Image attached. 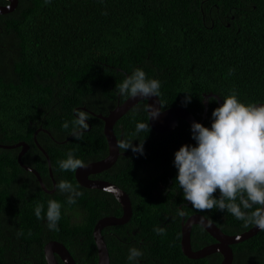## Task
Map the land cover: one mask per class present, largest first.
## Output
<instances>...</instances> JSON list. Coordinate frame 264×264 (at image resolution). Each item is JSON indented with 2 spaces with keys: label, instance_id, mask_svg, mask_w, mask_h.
Masks as SVG:
<instances>
[{
  "label": "trees",
  "instance_id": "1",
  "mask_svg": "<svg viewBox=\"0 0 264 264\" xmlns=\"http://www.w3.org/2000/svg\"><path fill=\"white\" fill-rule=\"evenodd\" d=\"M137 67L161 81L163 111L182 107L201 121L204 94L222 99L233 91L245 103H264V0H19L14 12L0 15V144L27 143L23 163L52 191L48 160L34 140L39 131L56 183L67 179L83 192L68 205L66 194L45 192L21 167V148H0V264H48L44 249L50 241L63 243L76 264H98L94 228L104 217H121L122 206L107 191L82 187L76 171L60 170L58 161L69 151L85 164L108 156L105 123L90 112L107 116L130 98L115 87ZM187 93L191 101L184 106ZM217 106L209 103L205 126ZM74 109L89 114L82 139L62 128ZM148 119L144 100L116 123L118 139H136L134 145L144 139V151L120 148L128 154L98 177L126 191L133 207L129 223L103 230L111 264H130L132 246L143 250L140 264H220L219 253L198 260L184 255V216L176 210L183 206L186 218L204 215L228 235L253 226L184 200L173 160L181 145L196 143L191 126L180 120L173 131L158 133L150 125L149 134L137 135V122ZM49 199L64 202L59 231L35 216V207L43 203L46 211ZM215 242L193 227L194 251ZM232 248L233 264H264V231Z\"/></svg>",
  "mask_w": 264,
  "mask_h": 264
},
{
  "label": "clouds",
  "instance_id": "2",
  "mask_svg": "<svg viewBox=\"0 0 264 264\" xmlns=\"http://www.w3.org/2000/svg\"><path fill=\"white\" fill-rule=\"evenodd\" d=\"M115 89L127 97H159L161 81L148 77L143 68L137 67L116 84ZM187 94L184 106L191 101V94ZM214 101L218 106L211 113L210 126L194 121L191 134L196 143L181 145L174 153L173 164L177 169L174 182L182 189L184 200L194 208L201 211L218 208L242 221L245 227L256 226L264 231V103H245L235 91L222 96V102L214 96L207 97L208 103ZM160 112V108L152 105L148 121L137 122L135 133L139 135L147 130L149 134V120L158 118ZM74 113L71 122L64 121L62 128L74 138L82 139L89 128V114L82 109H74ZM133 140L118 141V148H131L134 153L143 154L144 139L137 145ZM58 166L62 171L75 172L87 165L69 151L66 158L58 161ZM55 188L66 194L68 205L76 204L83 195L79 187L67 179H60ZM217 191L218 196L214 195ZM63 207L64 202L49 199L46 211L45 205L40 203L34 212L37 219L46 221L49 230L59 231ZM176 212L179 216L185 215L182 208ZM143 254L141 248L132 246L127 260L130 264H140Z\"/></svg>",
  "mask_w": 264,
  "mask_h": 264
},
{
  "label": "water",
  "instance_id": "3",
  "mask_svg": "<svg viewBox=\"0 0 264 264\" xmlns=\"http://www.w3.org/2000/svg\"><path fill=\"white\" fill-rule=\"evenodd\" d=\"M7 1L8 4L0 5V15H6L14 12L18 5L19 0H0ZM216 97L218 101L222 102V99L213 93L204 94V112L202 115V120L199 121L189 110L182 107H173L169 108L165 111L162 109V104L159 97H130L124 103L119 104L114 110L110 112L109 115L105 116L103 114H96L94 112H90L92 116H95L101 119L105 123L104 134L107 139V143L109 146V154L108 156L97 162L86 164V167L79 168L76 170V179L78 183L84 188H92L99 189L101 191H107L111 193L121 204L123 209V215L121 217L116 216H108L99 220L94 228V239L97 246L98 253V264H111L110 253L107 244L105 243V238L103 236V230L107 227L112 226H121L126 225L130 222L133 215V208L130 196L123 189L118 187L116 184L104 181V180H92L90 178L91 175L100 174L106 170H109L113 167L118 161L121 155H127L128 153H122L120 148H118L117 142L120 141L115 133V125L116 123L126 115L132 108L138 105L139 102L146 100L147 101V109L149 112V108L154 105L157 108H160L161 112L156 119H150L151 128L158 133H166L173 131L179 124L180 120L185 121L190 126L191 124L196 122H201L203 124L204 120L207 117L209 103L207 102V97ZM88 122V121H87ZM39 132V131H38ZM38 132L35 134V142L38 148L43 152L46 156L49 163V173L53 180L54 187L56 185V181L54 179L52 164L49 158L48 153L43 149V147L39 144L36 136ZM48 132V131H47ZM64 143V142H63ZM29 145L25 142H21L15 145H3L0 144V148L2 149H14L21 148V152L18 156V162L22 168L26 171L33 173L43 190L49 194H53L56 190L50 191L46 187L41 175L35 169L25 165L23 163V156L29 150ZM194 226H200L205 229L215 240L216 242L206 246L200 250L194 251L192 246V231ZM260 230L258 227L253 226L248 231L238 234V235H228L223 230L218 227L215 223L209 220L207 217L201 214H194L188 219H184L182 222V238H181V249L185 256L190 259H202L209 255L219 253L222 255V262L220 264H233L234 262V251L232 246L244 242L259 233ZM45 258L48 264H59L57 257L64 264H76L73 256L71 255L68 248L61 242L58 241H50L47 243L44 249Z\"/></svg>",
  "mask_w": 264,
  "mask_h": 264
},
{
  "label": "flooded vegetation",
  "instance_id": "4",
  "mask_svg": "<svg viewBox=\"0 0 264 264\" xmlns=\"http://www.w3.org/2000/svg\"><path fill=\"white\" fill-rule=\"evenodd\" d=\"M0 2H3V1H0ZM1 5V4H0ZM120 158V157H119ZM119 160V159H118ZM93 163V162H92ZM117 163V162H116ZM112 168V167H111ZM101 174L102 173H100V174H97V175H91L90 176V178L92 179V180H95V179H98V180H104V179H101V178H98V177H100L101 176ZM96 176V177H95ZM104 181H109V180H104ZM183 205H185V204H183ZM181 208H183V206H181ZM187 216H186V214L184 215V217H183V219H182V222H183V220L185 219H188L189 217H191V216H189L188 218H186ZM137 230L136 231H133V235L134 236H137ZM135 242H137V241H135ZM139 244V243H138Z\"/></svg>",
  "mask_w": 264,
  "mask_h": 264
},
{
  "label": "bare ground",
  "instance_id": "5",
  "mask_svg": "<svg viewBox=\"0 0 264 264\" xmlns=\"http://www.w3.org/2000/svg\"><path fill=\"white\" fill-rule=\"evenodd\" d=\"M104 236V235H103ZM105 238V237H104ZM105 243H106V241H105ZM107 244V243H106ZM74 258V257H73ZM234 259H235V257H234ZM75 260V259H74ZM75 262H76V260H75ZM234 263V262H233Z\"/></svg>",
  "mask_w": 264,
  "mask_h": 264
},
{
  "label": "rangeland",
  "instance_id": "6",
  "mask_svg": "<svg viewBox=\"0 0 264 264\" xmlns=\"http://www.w3.org/2000/svg\"><path fill=\"white\" fill-rule=\"evenodd\" d=\"M200 121V120H199ZM123 215V214H122ZM104 235V234H103Z\"/></svg>",
  "mask_w": 264,
  "mask_h": 264
}]
</instances>
